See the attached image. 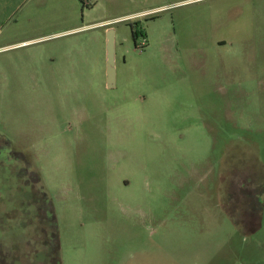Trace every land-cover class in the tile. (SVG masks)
<instances>
[{
  "label": "rangeland",
  "instance_id": "374dc122",
  "mask_svg": "<svg viewBox=\"0 0 264 264\" xmlns=\"http://www.w3.org/2000/svg\"><path fill=\"white\" fill-rule=\"evenodd\" d=\"M45 194L61 264H264V0H0V264Z\"/></svg>",
  "mask_w": 264,
  "mask_h": 264
},
{
  "label": "trees",
  "instance_id": "16d2710c",
  "mask_svg": "<svg viewBox=\"0 0 264 264\" xmlns=\"http://www.w3.org/2000/svg\"><path fill=\"white\" fill-rule=\"evenodd\" d=\"M133 36L136 38L138 35L133 34ZM6 144H7V141H6ZM8 144H9V142H8ZM20 156H23V155L20 154ZM43 203H44L43 204L44 213L47 216V221H48L47 224L49 226V230L47 233L48 241H49L50 245L53 246L52 252L55 255L54 259H55L56 264H61L58 221H57V217H56V214L54 211V207H53L52 203L50 202V200L46 194L44 195ZM252 207H253V205H252ZM238 223L240 224V221Z\"/></svg>",
  "mask_w": 264,
  "mask_h": 264
},
{
  "label": "water",
  "instance_id": "95a60500",
  "mask_svg": "<svg viewBox=\"0 0 264 264\" xmlns=\"http://www.w3.org/2000/svg\"><path fill=\"white\" fill-rule=\"evenodd\" d=\"M107 79L108 86L113 87L115 84L116 68H115V56H116V40L115 31L109 29L108 41H107Z\"/></svg>",
  "mask_w": 264,
  "mask_h": 264
},
{
  "label": "crops",
  "instance_id": "0c3cea01",
  "mask_svg": "<svg viewBox=\"0 0 264 264\" xmlns=\"http://www.w3.org/2000/svg\"><path fill=\"white\" fill-rule=\"evenodd\" d=\"M7 1V0H5ZM103 25V24H101ZM253 208L250 207L249 211H245L243 212V217L242 218H239V220H241L242 222H240V224H238L239 226H241V231L242 233H245V234H250V233H253L257 230V227H256V222L257 221V216H255V212H253L252 210Z\"/></svg>",
  "mask_w": 264,
  "mask_h": 264
},
{
  "label": "built area",
  "instance_id": "2783aa9c",
  "mask_svg": "<svg viewBox=\"0 0 264 264\" xmlns=\"http://www.w3.org/2000/svg\"><path fill=\"white\" fill-rule=\"evenodd\" d=\"M144 47V46H143Z\"/></svg>",
  "mask_w": 264,
  "mask_h": 264
}]
</instances>
